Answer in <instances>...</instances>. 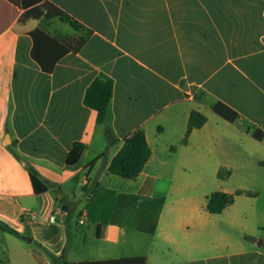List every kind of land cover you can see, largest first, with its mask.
Wrapping results in <instances>:
<instances>
[{"label": "crops", "instance_id": "crops-1", "mask_svg": "<svg viewBox=\"0 0 264 264\" xmlns=\"http://www.w3.org/2000/svg\"><path fill=\"white\" fill-rule=\"evenodd\" d=\"M46 1L89 31L22 21ZM33 31L47 45L86 40L44 72ZM101 74L114 89L99 125L84 97ZM217 103L239 119L220 117ZM192 111L207 121L184 143ZM255 129L264 132V0H0V264H264ZM137 130L149 161L133 180L111 174ZM216 191L238 195L211 214Z\"/></svg>", "mask_w": 264, "mask_h": 264}, {"label": "trees", "instance_id": "trees-1", "mask_svg": "<svg viewBox=\"0 0 264 264\" xmlns=\"http://www.w3.org/2000/svg\"><path fill=\"white\" fill-rule=\"evenodd\" d=\"M42 17L47 19L58 18L62 22L67 23L77 32L89 31L72 16L47 1L24 14L22 21L29 18L41 19ZM30 35L33 39V48L31 52L32 58L38 63L44 72H50L55 62L64 54L69 51H78L86 40V35H84L75 40L59 39L53 44L47 45L39 32L33 31ZM113 89V80L108 76L101 74L91 83L85 93L84 104L97 112V123L99 125L104 123L108 114L113 97ZM213 110L220 117L230 123H235L239 119V114L236 111L222 103L215 104L213 106ZM206 121L207 119L204 115L197 111H192L184 143L187 142L189 134L194 129L201 128ZM252 135L258 141H262L264 138V132L259 129L253 130ZM82 148L83 147L78 144L74 146V150L70 155V162L76 159ZM150 157L151 150L149 148L146 135L144 131L137 130L125 138L122 148L115 156L109 167V172L122 178L133 180L140 175ZM218 175L220 179H224L231 175V171L222 170ZM249 194L250 193H247V195ZM236 195L238 194H228L221 191L213 192L208 198L207 210L211 214L222 213L227 207L234 204ZM1 228L6 231H11L9 228L2 225ZM54 259L57 262L56 264H146V258L144 257L104 261H85L80 263L62 262L61 258Z\"/></svg>", "mask_w": 264, "mask_h": 264}, {"label": "rangeland", "instance_id": "rangeland-1", "mask_svg": "<svg viewBox=\"0 0 264 264\" xmlns=\"http://www.w3.org/2000/svg\"><path fill=\"white\" fill-rule=\"evenodd\" d=\"M57 22H59L60 26H63L68 31L73 32V29H71V27H69L68 24L60 22L59 20ZM260 161H263V162H261L262 164H260ZM236 173L238 174L239 171L236 170ZM237 179H239V178H237ZM263 180H264V144H256V189L263 186V184H264ZM240 182L248 184L250 186L255 185L254 183L252 184V182L250 180H246V181L242 180ZM258 206H260V207L264 206V197H262L260 199V201L258 202ZM117 215L118 214H116V216ZM132 219H133V222H136V220L140 219V215L137 214L136 212H133ZM103 220H104V218H103ZM94 245H96L95 241H93V239L88 238V240L85 243V248H92Z\"/></svg>", "mask_w": 264, "mask_h": 264}, {"label": "built area", "instance_id": "built-area-1", "mask_svg": "<svg viewBox=\"0 0 264 264\" xmlns=\"http://www.w3.org/2000/svg\"><path fill=\"white\" fill-rule=\"evenodd\" d=\"M55 219H56V216L55 215H53L51 218H50V220L53 222V221H55ZM51 262L50 261H48L47 262V264H50Z\"/></svg>", "mask_w": 264, "mask_h": 264}, {"label": "water", "instance_id": "water-1", "mask_svg": "<svg viewBox=\"0 0 264 264\" xmlns=\"http://www.w3.org/2000/svg\"><path fill=\"white\" fill-rule=\"evenodd\" d=\"M24 240L27 241V242H32V240L29 239V238H24Z\"/></svg>", "mask_w": 264, "mask_h": 264}]
</instances>
